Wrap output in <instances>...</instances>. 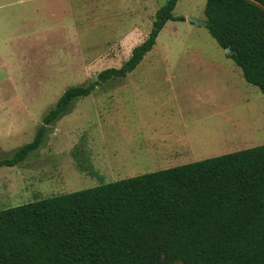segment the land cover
<instances>
[{"label":"rangeland","instance_id":"obj_1","mask_svg":"<svg viewBox=\"0 0 264 264\" xmlns=\"http://www.w3.org/2000/svg\"><path fill=\"white\" fill-rule=\"evenodd\" d=\"M166 1L0 0V161L33 141L66 90L119 69ZM205 3L178 0L183 21L165 24L133 72L73 101L36 152L0 168V211L169 169L175 153L192 155L187 165L264 145V98L208 34ZM168 109L193 153L149 136Z\"/></svg>","mask_w":264,"mask_h":264},{"label":"trees","instance_id":"obj_2","mask_svg":"<svg viewBox=\"0 0 264 264\" xmlns=\"http://www.w3.org/2000/svg\"><path fill=\"white\" fill-rule=\"evenodd\" d=\"M178 0L155 13L119 69L72 87L33 141L0 168L23 163L70 104L124 79L152 50ZM205 27L264 98V0H206ZM0 264H264V145L0 211Z\"/></svg>","mask_w":264,"mask_h":264},{"label":"crops","instance_id":"obj_3","mask_svg":"<svg viewBox=\"0 0 264 264\" xmlns=\"http://www.w3.org/2000/svg\"><path fill=\"white\" fill-rule=\"evenodd\" d=\"M229 55H227L228 57ZM230 59V58H228ZM231 60V59H230ZM232 61V60H231ZM142 62V61H141ZM233 62V61H232ZM234 64V63H233ZM235 66V64H234ZM236 67V66H235ZM237 68V67H236ZM238 69V68H237ZM239 70V69H238ZM240 71V70H239ZM241 73V71H240ZM129 75V74H128ZM180 75H183V74H180ZM242 76V74H241ZM127 77V76H126ZM125 77V78H126ZM124 78V79H125ZM122 79L121 82L124 80ZM120 82V83H121ZM183 83V85L181 87H186L188 85V83L186 82H180V84ZM186 83V85H185ZM250 86V85H249ZM255 88V87H254ZM257 89V88H256ZM258 90V89H257ZM185 94H187L186 91H184ZM261 94V93H260ZM178 95H181V94H177L176 96ZM190 94H188L189 96ZM175 100H173V102H175V108H176V103L179 101L178 98H174ZM181 102V101H180ZM179 102V103H180ZM167 111V109H166ZM172 112L170 109H168V112H165L164 116L163 117H159L157 119V121L153 122L150 126V129H151V135L149 134V136L154 139V141L157 139L156 142L159 141V143L162 145V148H165V150H168V145L170 143H173L174 146H177V150H174V151H171V152H178V151H186V154H188V152L191 154L193 153L195 147H194V143H193V139L191 137H194L190 134H187L184 136V130H186L188 128V125L187 126H183V130L179 131V132H175V129L174 127H172L171 123H170V120L168 118V115L169 113ZM182 113V112H181ZM184 122L181 120V125L182 126ZM186 133V132H185ZM185 139H184V138ZM168 140H171L173 142H167ZM153 141V140H152ZM168 144V145H167ZM171 155V154H170ZM171 157H173L174 160H178L177 163H170V162H165L167 168H173V166H181V165H185V163H180L182 162V160H185L183 158H189V157H193L192 155H189V156H183L182 154H179V153H175L173 154V156H170L169 159H172ZM163 158H166V157H163ZM182 158V159H181ZM188 162V161H187ZM186 162V163H187Z\"/></svg>","mask_w":264,"mask_h":264},{"label":"water","instance_id":"obj_4","mask_svg":"<svg viewBox=\"0 0 264 264\" xmlns=\"http://www.w3.org/2000/svg\"><path fill=\"white\" fill-rule=\"evenodd\" d=\"M189 21H192L191 19H188ZM225 51V54L226 55H230L231 53H230V50L229 49H226V50H224Z\"/></svg>","mask_w":264,"mask_h":264}]
</instances>
